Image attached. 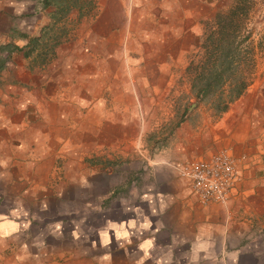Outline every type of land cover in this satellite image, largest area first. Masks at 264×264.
Listing matches in <instances>:
<instances>
[{"label": "crops", "instance_id": "obj_1", "mask_svg": "<svg viewBox=\"0 0 264 264\" xmlns=\"http://www.w3.org/2000/svg\"><path fill=\"white\" fill-rule=\"evenodd\" d=\"M92 4L35 64L7 47L52 4L0 0V264H264V65L215 116L185 68L216 0ZM219 150L240 181L203 205L175 165Z\"/></svg>", "mask_w": 264, "mask_h": 264}, {"label": "trees", "instance_id": "obj_2", "mask_svg": "<svg viewBox=\"0 0 264 264\" xmlns=\"http://www.w3.org/2000/svg\"><path fill=\"white\" fill-rule=\"evenodd\" d=\"M72 0H43V5L53 4V18L59 20L72 7ZM227 16L217 14L214 26H209L206 36L201 39L200 60L194 64L189 60L185 71L190 75V90L197 101L208 102L213 115L224 112L228 104L235 100L247 86V79L241 72V45L228 31ZM209 31V32H208ZM47 27L41 28L28 37L23 46L10 44L8 51H18L25 58H31L37 64H43L53 54V47L58 43L57 35H47ZM6 48V47H5ZM2 60H0L1 67ZM246 63V62H244Z\"/></svg>", "mask_w": 264, "mask_h": 264}, {"label": "rangeland", "instance_id": "obj_3", "mask_svg": "<svg viewBox=\"0 0 264 264\" xmlns=\"http://www.w3.org/2000/svg\"><path fill=\"white\" fill-rule=\"evenodd\" d=\"M72 2H75V6L70 11L76 10V13L72 15H77L76 17L88 15L93 7L92 0H72ZM72 2L69 4L72 5ZM216 2L214 16L209 22L204 23L203 32L197 40L198 43L189 53L188 61L192 60L196 64L200 60L202 49L199 45L201 39L206 36V30L209 26H214L215 16L218 13L227 16V21L229 20L227 23L230 25L227 26V29L233 34L235 40H239L241 45L242 52L239 58L242 65L240 69L248 84L254 76L255 64L264 65V0H216ZM52 6L54 8L53 4ZM69 12L66 16L60 17L59 21L55 20L57 22L53 23V26H43L41 28L47 27V35L56 36L58 34L60 37L63 30L70 28L69 24H72L71 20L68 22L63 20L71 13ZM200 102L210 109L208 102ZM117 171H121V168ZM177 177L180 176L177 174Z\"/></svg>", "mask_w": 264, "mask_h": 264}, {"label": "built area", "instance_id": "obj_4", "mask_svg": "<svg viewBox=\"0 0 264 264\" xmlns=\"http://www.w3.org/2000/svg\"><path fill=\"white\" fill-rule=\"evenodd\" d=\"M200 204L225 202L240 181L236 159L226 150L193 156L176 166Z\"/></svg>", "mask_w": 264, "mask_h": 264}]
</instances>
